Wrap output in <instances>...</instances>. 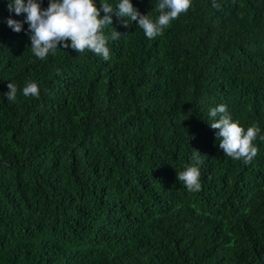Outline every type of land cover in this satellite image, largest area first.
Listing matches in <instances>:
<instances>
[{"label": "trees", "instance_id": "16d2710c", "mask_svg": "<svg viewBox=\"0 0 264 264\" xmlns=\"http://www.w3.org/2000/svg\"><path fill=\"white\" fill-rule=\"evenodd\" d=\"M132 2L158 15V0ZM7 3L0 264H264V141L245 164L207 122L223 103L264 134V0H192L155 39L113 13L105 32L122 35L109 61L70 48L36 58L5 23L22 19ZM28 81L38 97L22 95ZM195 149L201 187L190 192L176 172Z\"/></svg>", "mask_w": 264, "mask_h": 264}, {"label": "clouds", "instance_id": "9594fccd", "mask_svg": "<svg viewBox=\"0 0 264 264\" xmlns=\"http://www.w3.org/2000/svg\"><path fill=\"white\" fill-rule=\"evenodd\" d=\"M191 2L158 0V15L153 19L149 13L142 14L132 0H116L115 6L109 0H99V7L96 0H48L47 6H42L43 0H8L9 12H14L16 16L22 15V19L9 16L5 18V23L14 32L25 31L31 52L38 59H46L49 54L55 55L58 48H70L77 53L87 50L103 61H109V41L117 40L122 35L114 27L109 33L105 32L107 26H112L113 13L123 18L125 26L135 22L146 38L155 39L163 34L170 22L189 9ZM213 7H219L215 0ZM8 89L4 93L5 97L15 101L17 85L9 81ZM20 91L25 97L40 95L36 81L26 82ZM208 117L211 120L207 121L209 126L217 130L214 135L223 154L245 164L251 162L258 151L254 141H264L261 128L256 124L243 127L239 120L232 118L223 103L210 107ZM189 159L191 162L182 171L176 172V178L183 182L188 191L195 192L201 187V152L195 149Z\"/></svg>", "mask_w": 264, "mask_h": 264}]
</instances>
